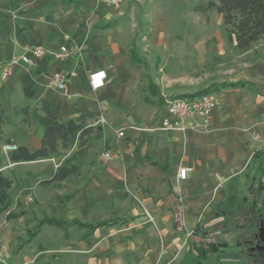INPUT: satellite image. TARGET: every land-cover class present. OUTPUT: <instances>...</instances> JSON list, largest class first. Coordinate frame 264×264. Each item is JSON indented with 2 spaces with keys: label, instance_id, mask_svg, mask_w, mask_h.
Returning <instances> with one entry per match:
<instances>
[{
  "label": "crops",
  "instance_id": "0c3cea01",
  "mask_svg": "<svg viewBox=\"0 0 264 264\" xmlns=\"http://www.w3.org/2000/svg\"><path fill=\"white\" fill-rule=\"evenodd\" d=\"M207 1L123 0L113 9L102 0H0L1 60L31 45L70 51L18 63L0 79L1 169L11 180L0 213L5 263L246 264L252 222L264 220V36L242 53L240 69L232 63L206 85L187 82L205 53L225 54L228 40L211 24L168 15ZM95 70L107 78L93 91ZM56 71L70 76L63 91L48 85ZM210 85L216 106L205 121L191 117L185 131L161 128L169 98L196 97ZM41 99L62 121L80 110L98 113L85 117L91 130L82 152L74 154V143L51 157L9 160L7 141L40 146ZM104 151L116 155L104 160ZM67 157L77 174L45 182ZM181 167L185 179L177 177ZM210 241L223 244L199 255Z\"/></svg>",
  "mask_w": 264,
  "mask_h": 264
},
{
  "label": "trees",
  "instance_id": "16d2710c",
  "mask_svg": "<svg viewBox=\"0 0 264 264\" xmlns=\"http://www.w3.org/2000/svg\"><path fill=\"white\" fill-rule=\"evenodd\" d=\"M202 8L204 10L214 9L221 14L226 39L230 43L235 42L234 48L239 53L247 51L255 42L264 36V0H209ZM213 86L210 85L202 89L199 94L211 92ZM23 91L27 97L34 96V91L29 85H23ZM40 109L43 112L44 118L40 146L34 150H29L24 145H18L16 150L8 153L9 160L33 161L51 157L57 155L62 148H71L74 143L76 144L74 154H80L85 144L84 138L91 130V128L84 126L85 117L95 118L98 113L96 111L80 110L77 117L62 121L45 99H41ZM4 114L5 108L0 107V133L4 121ZM71 158L67 157L45 182L62 181L77 174L78 165L70 163ZM2 162L3 159L0 155V213L9 207L8 190L11 186L10 178L1 169ZM259 216L262 217L263 214L257 211V219ZM259 221L258 219V221L252 222L255 230L257 229ZM57 223L68 224L69 222L63 221ZM255 234L256 231L249 236V241L245 243L247 249L248 246L256 243L257 238L254 237ZM221 244L223 243L207 242L206 248L202 247V245L198 247V253L199 255H203L207 251H214ZM243 258L246 264H253L246 251L243 254Z\"/></svg>",
  "mask_w": 264,
  "mask_h": 264
},
{
  "label": "built area",
  "instance_id": "2783aa9c",
  "mask_svg": "<svg viewBox=\"0 0 264 264\" xmlns=\"http://www.w3.org/2000/svg\"><path fill=\"white\" fill-rule=\"evenodd\" d=\"M103 3L110 8L118 9L123 0H102ZM45 54H49L57 59H64L70 55V51L66 45L60 46L56 50H49L43 45H31L27 46L23 53L15 54L8 59H0V79L6 80L13 72L14 65L23 63L26 65H32L34 60L43 57ZM105 70H95L88 74V83L91 90L96 91L105 86L106 83ZM70 76L64 71L53 72L48 78V85L54 89L65 90L69 82ZM216 106V95L214 92H207L200 94L196 97L176 96L169 98L166 101V111L169 114V118H164L161 121L162 129H174L178 131H185L187 128L186 120L191 117H199L205 121L214 107ZM119 136L123 135L122 131H118ZM264 142V131H263ZM257 137V136H256ZM17 149V145L13 141H7L2 145V151L7 153ZM264 152V149H263ZM116 154L110 151H104L101 154V158L108 160L114 157ZM186 167H181L178 170V179L186 178ZM145 214L149 220H152L149 212L144 209ZM4 250L3 247L0 251ZM0 262L5 263L4 258L0 254Z\"/></svg>",
  "mask_w": 264,
  "mask_h": 264
},
{
  "label": "rangeland",
  "instance_id": "374dc122",
  "mask_svg": "<svg viewBox=\"0 0 264 264\" xmlns=\"http://www.w3.org/2000/svg\"><path fill=\"white\" fill-rule=\"evenodd\" d=\"M203 5H205V3H203ZM182 9L183 8H181L176 14L171 13L170 15H168L169 18H171V20H172V17L174 16V17H176V19L180 18L181 21H187L188 22L189 20H191L193 22H201V23L208 24V25L211 24L214 29L217 27L218 28L217 31H219L220 33H222V31H223L225 34V31L223 30V26H221V24H220V23H222L220 14L216 10H214V9L204 10L202 7H200V8L193 7V9H187V13H185V12H183ZM203 33L205 34L204 39H206L209 44L211 42H215L216 38L213 39V38H208V36H206V33L207 34H209V33L213 34L214 31H205L204 30ZM225 50H226V52L222 56H213V55L211 56L210 54L205 53L204 54V61L202 62V64L197 63L196 72H194L193 70H192L193 72H191V74L193 73L192 75L196 74L197 78H194V76H190V77L188 76L186 79L187 82L192 81V80H198V81H201L204 85H206L212 79L213 80L214 79H220L219 78L220 75L210 77V74L215 73V72H219L218 74L222 73L223 71L226 72L228 70L227 68L232 63H233V66L235 68L240 69L242 66L241 60L244 58L243 54L239 53L234 48V46L231 45L230 42H228V44L225 45ZM170 64L172 66L171 67L172 71L177 70L176 69V66L178 65L177 63H170ZM194 65H195V63H188V66H194ZM199 65H201V66H199ZM219 67H220V69H219ZM191 68L189 67L188 70H190ZM217 70H220V71H217ZM255 231L257 233V229ZM245 250H247L246 247H245Z\"/></svg>",
  "mask_w": 264,
  "mask_h": 264
},
{
  "label": "flooded vegetation",
  "instance_id": "af4514ba",
  "mask_svg": "<svg viewBox=\"0 0 264 264\" xmlns=\"http://www.w3.org/2000/svg\"><path fill=\"white\" fill-rule=\"evenodd\" d=\"M260 245H263V243H259V245H256V243H253L250 246H248V249L246 250V253L249 255V259L253 264H264V262H262V260H264V249H260V248L251 249V247H254V246L260 247ZM260 259L262 260L259 261Z\"/></svg>",
  "mask_w": 264,
  "mask_h": 264
},
{
  "label": "water",
  "instance_id": "95a60500",
  "mask_svg": "<svg viewBox=\"0 0 264 264\" xmlns=\"http://www.w3.org/2000/svg\"><path fill=\"white\" fill-rule=\"evenodd\" d=\"M254 237L257 238L256 245H259V243H263V245H260V247L254 246V247H251V249H254V248L264 249V221L263 220L259 221V224L257 226V233L254 235Z\"/></svg>",
  "mask_w": 264,
  "mask_h": 264
}]
</instances>
